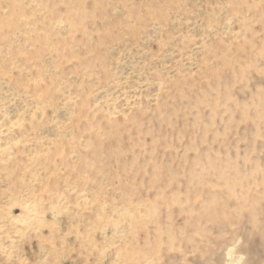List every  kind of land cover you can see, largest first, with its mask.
Returning a JSON list of instances; mask_svg holds the SVG:
<instances>
[{
	"label": "rangeland",
	"instance_id": "rangeland-1",
	"mask_svg": "<svg viewBox=\"0 0 264 264\" xmlns=\"http://www.w3.org/2000/svg\"><path fill=\"white\" fill-rule=\"evenodd\" d=\"M0 264H264V0H0Z\"/></svg>",
	"mask_w": 264,
	"mask_h": 264
}]
</instances>
